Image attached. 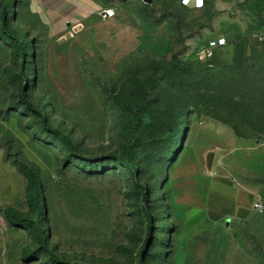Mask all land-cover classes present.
<instances>
[{
    "label": "rangeland",
    "instance_id": "rangeland-1",
    "mask_svg": "<svg viewBox=\"0 0 264 264\" xmlns=\"http://www.w3.org/2000/svg\"><path fill=\"white\" fill-rule=\"evenodd\" d=\"M1 19L15 34L0 31V264H264V137L202 96L217 68L242 64L196 58L219 34L254 37L264 0H0ZM134 112L152 125L132 173L108 155Z\"/></svg>",
    "mask_w": 264,
    "mask_h": 264
},
{
    "label": "trees",
    "instance_id": "trees-1",
    "mask_svg": "<svg viewBox=\"0 0 264 264\" xmlns=\"http://www.w3.org/2000/svg\"><path fill=\"white\" fill-rule=\"evenodd\" d=\"M178 4L181 7L189 8L180 4L179 0ZM205 4L206 0L204 6ZM0 26H3L2 19L0 21ZM263 26L264 24L258 31H260ZM0 31H3L6 37L9 38H12L15 34L13 31L5 28L1 29V27ZM179 39L182 45L177 52L172 54L171 65L176 71L180 72L184 70V63L180 61L178 55L184 51L185 45L183 43V38L180 37ZM217 70L219 73L211 74L205 79L206 84L202 87V96L205 102L222 107L228 115L235 118L237 124L242 125V131L236 129L235 125L231 126L241 135L249 138L264 137V39L261 42V47L252 49L245 57L242 65H226L217 68ZM148 82L151 86L158 84L157 80L154 78H150ZM19 97L27 104L23 90L20 91ZM42 115L44 117L43 123L48 130L55 132L59 136L65 147L69 150L70 155L82 159L73 148L68 136L59 129H52L47 126L46 115L43 113ZM141 124L152 125L150 114L134 112L129 118L127 126L129 137L128 144L118 154L108 155L110 158L119 162V164L128 167L132 173H134L136 169V165L132 163V148L138 141L137 130ZM170 134L171 137H173L175 132L170 131ZM18 168L28 178L31 192L33 196H36L38 193V185L35 172L29 169L22 161H19ZM4 213L18 220L17 215L10 208H5ZM146 215L149 220V214L147 212ZM41 244L44 245L43 240H41Z\"/></svg>",
    "mask_w": 264,
    "mask_h": 264
},
{
    "label": "crops",
    "instance_id": "crops-1",
    "mask_svg": "<svg viewBox=\"0 0 264 264\" xmlns=\"http://www.w3.org/2000/svg\"><path fill=\"white\" fill-rule=\"evenodd\" d=\"M219 36H225L228 40V43L220 48L213 50L211 58H210L211 62H214L215 59L218 60L219 57L224 55L225 53L224 58L228 62L242 64L245 57L249 54V51L251 48L254 49V48L261 47L262 40L259 39L256 35L254 37L245 39L243 42H237V43L231 42V39H233V37L235 36L234 33H223V34H219ZM0 63H1V60H0ZM200 195H201L200 193H198L197 195V203L199 204H200V200H199ZM213 214L220 215L222 213H219L218 211H216ZM1 256L2 254H1V241H0V260H1Z\"/></svg>",
    "mask_w": 264,
    "mask_h": 264
},
{
    "label": "built area",
    "instance_id": "built-area-1",
    "mask_svg": "<svg viewBox=\"0 0 264 264\" xmlns=\"http://www.w3.org/2000/svg\"><path fill=\"white\" fill-rule=\"evenodd\" d=\"M180 4L191 7L193 9H201L204 6L205 0H179ZM109 9L104 11V16L111 17L113 14H111ZM256 36L259 39H264V26L261 28L260 31L256 34ZM228 43V40L225 36H215L210 39H208L207 43L205 45H202L197 51H196V58L201 61H209L212 55V52L214 49L220 48ZM263 208V204L260 199L256 200L253 203V209L256 211H261Z\"/></svg>",
    "mask_w": 264,
    "mask_h": 264
},
{
    "label": "water",
    "instance_id": "water-1",
    "mask_svg": "<svg viewBox=\"0 0 264 264\" xmlns=\"http://www.w3.org/2000/svg\"><path fill=\"white\" fill-rule=\"evenodd\" d=\"M124 1V0H123ZM146 4H149L150 2H151V0H143ZM210 156H211V154H208L207 155V168H209L210 167Z\"/></svg>",
    "mask_w": 264,
    "mask_h": 264
}]
</instances>
